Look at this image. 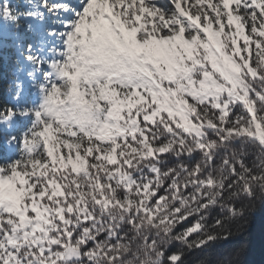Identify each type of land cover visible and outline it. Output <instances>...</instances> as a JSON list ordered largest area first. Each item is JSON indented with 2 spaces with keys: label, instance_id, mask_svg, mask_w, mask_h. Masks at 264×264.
<instances>
[{
  "label": "snow or ice",
  "instance_id": "snow-or-ice-1",
  "mask_svg": "<svg viewBox=\"0 0 264 264\" xmlns=\"http://www.w3.org/2000/svg\"><path fill=\"white\" fill-rule=\"evenodd\" d=\"M0 264H264V0H0Z\"/></svg>",
  "mask_w": 264,
  "mask_h": 264
}]
</instances>
